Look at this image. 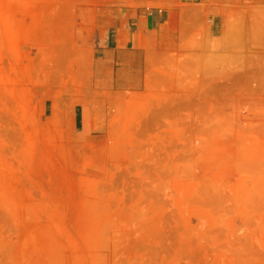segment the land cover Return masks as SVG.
<instances>
[{
    "label": "rangeland",
    "instance_id": "374dc122",
    "mask_svg": "<svg viewBox=\"0 0 264 264\" xmlns=\"http://www.w3.org/2000/svg\"><path fill=\"white\" fill-rule=\"evenodd\" d=\"M125 1L0 0V264H264V0H207L139 92L95 64Z\"/></svg>",
    "mask_w": 264,
    "mask_h": 264
},
{
    "label": "crops",
    "instance_id": "0c3cea01",
    "mask_svg": "<svg viewBox=\"0 0 264 264\" xmlns=\"http://www.w3.org/2000/svg\"><path fill=\"white\" fill-rule=\"evenodd\" d=\"M206 12L207 0H126L108 8L98 19V77L113 91H141L150 60L179 47L182 34L190 36L203 22L207 48V35L212 40L223 33V23L216 26L213 20L207 27Z\"/></svg>",
    "mask_w": 264,
    "mask_h": 264
}]
</instances>
